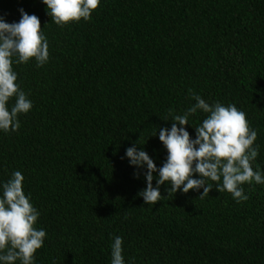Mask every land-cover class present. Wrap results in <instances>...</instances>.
<instances>
[{"label":"trees","instance_id":"obj_1","mask_svg":"<svg viewBox=\"0 0 264 264\" xmlns=\"http://www.w3.org/2000/svg\"><path fill=\"white\" fill-rule=\"evenodd\" d=\"M19 8L38 17L49 60L12 65L32 108L0 132V181L21 172L39 212L35 264H110L116 236L125 264H264V184L242 185L240 203L218 182L203 198L161 185L145 205L141 170L134 178L124 157L136 142L162 166L158 130L195 94L245 113L264 173V0H100L63 27L40 0H0L7 23ZM205 115L189 117L190 138Z\"/></svg>","mask_w":264,"mask_h":264},{"label":"clouds","instance_id":"obj_2","mask_svg":"<svg viewBox=\"0 0 264 264\" xmlns=\"http://www.w3.org/2000/svg\"><path fill=\"white\" fill-rule=\"evenodd\" d=\"M52 23L63 27L81 19L88 21L100 0H40ZM19 21L7 23L0 16V132H16L20 127L18 115L28 113L32 102L19 87L13 64H25L33 60L37 68L49 60L48 41L37 16L17 9ZM14 98L11 107L10 99ZM195 103L182 114L173 115L169 128L160 127L158 140L166 151V158L159 168L137 143L125 149L124 157L134 168V178L141 170L145 187L136 195L145 205H154L163 198L160 186L167 185V195L178 190L202 189L200 198L213 188L227 192L236 203L247 200L242 185L264 184V173L259 166L253 169L259 145L254 142L257 133L249 127L245 113L234 105L206 103L192 94ZM200 111L205 118L194 128V138L189 137L185 125L191 126L189 117ZM179 125V127H177ZM192 127V126H191ZM193 128V127H192ZM157 134V130L154 136ZM145 142V141H144ZM195 174V178H193ZM24 177L13 171L7 181H0V264H35L34 253L43 245L46 232L34 227L39 212L30 197L23 192ZM155 180V186H153ZM122 239L113 238L110 245V264H125L122 255Z\"/></svg>","mask_w":264,"mask_h":264}]
</instances>
